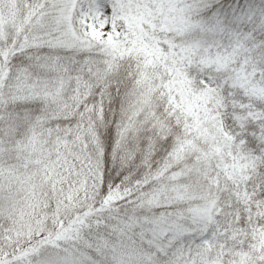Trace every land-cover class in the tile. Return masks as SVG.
<instances>
[{
  "label": "snow or ice",
  "instance_id": "snow-or-ice-1",
  "mask_svg": "<svg viewBox=\"0 0 264 264\" xmlns=\"http://www.w3.org/2000/svg\"><path fill=\"white\" fill-rule=\"evenodd\" d=\"M0 264H264V0H0Z\"/></svg>",
  "mask_w": 264,
  "mask_h": 264
}]
</instances>
